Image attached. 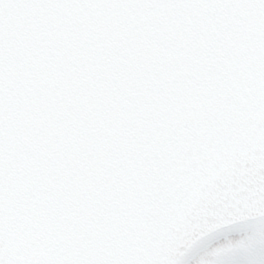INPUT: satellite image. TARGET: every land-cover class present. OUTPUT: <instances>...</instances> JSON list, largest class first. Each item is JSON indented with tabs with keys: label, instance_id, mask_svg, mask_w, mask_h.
<instances>
[{
	"label": "water",
	"instance_id": "water-1",
	"mask_svg": "<svg viewBox=\"0 0 264 264\" xmlns=\"http://www.w3.org/2000/svg\"><path fill=\"white\" fill-rule=\"evenodd\" d=\"M264 220V0H0V264H180Z\"/></svg>",
	"mask_w": 264,
	"mask_h": 264
},
{
	"label": "rangeland",
	"instance_id": "rangeland-1",
	"mask_svg": "<svg viewBox=\"0 0 264 264\" xmlns=\"http://www.w3.org/2000/svg\"><path fill=\"white\" fill-rule=\"evenodd\" d=\"M185 264H264V224L208 243Z\"/></svg>",
	"mask_w": 264,
	"mask_h": 264
}]
</instances>
